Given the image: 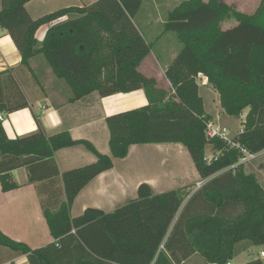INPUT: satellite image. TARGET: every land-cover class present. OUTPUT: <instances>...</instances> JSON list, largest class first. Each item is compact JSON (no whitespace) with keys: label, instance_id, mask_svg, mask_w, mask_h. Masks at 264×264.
Segmentation results:
<instances>
[{"label":"trees","instance_id":"1","mask_svg":"<svg viewBox=\"0 0 264 264\" xmlns=\"http://www.w3.org/2000/svg\"><path fill=\"white\" fill-rule=\"evenodd\" d=\"M31 0H0V28L11 38L27 66L42 55L54 76L71 91V101L92 93L101 97L143 90L147 104L106 118L111 156L102 155L87 141H74L66 132L46 136L42 130L10 140L0 122V184L2 191L17 185L9 172L41 160L55 151L84 145L96 162L62 174L65 201L58 210H43L53 242L30 249L0 233V245L25 256L28 264H179L171 247L180 231L189 243L184 258L199 252L208 263L227 264L239 242L264 247V189L245 166L225 169L238 161V153L218 140L206 137L203 102L195 82L197 75L218 94L228 117L239 118L247 110L242 129L233 140L250 152L264 150V0L253 14H244L218 0H185L168 15L164 32L176 34L182 49L165 73L171 88L156 86L154 78L138 71L150 53L134 26L142 0H97L60 9L32 19L25 4ZM230 18L235 25L223 29ZM49 26L38 47L37 31ZM26 99L9 72L0 73V111L24 109ZM181 144L202 179L223 171L196 193L214 208L237 203L235 217L180 215L169 228L188 193L185 188L154 194L146 184L136 198L112 213L87 208L71 218L78 193L92 179L112 168V158L123 159L132 145ZM207 147L221 156L210 164ZM191 200V199H190ZM183 221V222H182ZM245 264H263L256 259Z\"/></svg>","mask_w":264,"mask_h":264},{"label":"crops","instance_id":"2","mask_svg":"<svg viewBox=\"0 0 264 264\" xmlns=\"http://www.w3.org/2000/svg\"><path fill=\"white\" fill-rule=\"evenodd\" d=\"M86 1H88L86 4L81 2L78 6L90 5L97 0ZM241 1L234 3L235 1L228 0L227 4H233L244 14H253L261 0L255 4L252 0L254 10L251 12L246 10V7L249 5L250 8L251 5L249 0ZM172 2V0H142L132 22L147 43L158 35L157 32L164 30L168 14L173 10ZM49 3L54 4L52 0H31L25 4V9L32 19H37L40 18L39 11L48 7ZM55 11L51 10L48 14ZM48 27H41L40 37H38L39 30L37 31L38 47ZM165 36L172 39L171 32H165L157 41ZM179 52L166 51L163 55L161 50H155L151 46L150 53L140 63L138 71L148 78H154L157 87L164 88L166 85L171 88L165 73ZM41 56L36 55L30 59L27 66L22 65L21 56L14 43L7 32L0 28V73H10L28 103L26 108L5 115L2 126L6 137L14 140L34 134L38 130H42L46 136L66 132L72 140L87 141L100 154L111 156L106 118L145 106L147 99L144 91L137 90L109 97L92 93L71 101L72 95L68 85L54 76ZM195 82L198 86V94L200 88H205V98L208 99L210 106H213L211 109L214 114H211L207 110L206 100L199 94L205 114L211 117V122L215 125L228 129L234 118L224 114L218 94L210 87L204 76L197 75ZM208 94L210 97L207 98ZM246 112L247 110L236 119L243 121ZM94 162L96 156L84 145H75L55 151L50 160H41L10 171V182L16 184L17 188L4 192L0 184V233L15 242L27 245L30 249H37L53 242L43 210L56 211L65 201L61 177L64 172ZM248 166H245V171L254 174L264 189V154L259 157L256 164L249 167L250 170ZM222 173L223 171L202 179L186 148L181 144L132 145L125 158H112V168L99 174L84 186L72 204L70 216L76 218L87 208L112 213L129 200L136 198L138 186L146 183L154 194L181 188H185L188 193L169 228L168 235L180 215H183V220L195 214L217 213L225 219L235 217L242 211L241 205L237 203L221 204L213 209V206L202 198H191L200 190L195 188L196 183L203 181L206 185ZM185 240L180 231H177L172 238L171 247L179 264H212L208 263L199 252L184 258V254L190 249L189 243ZM260 248L263 246L247 247L243 241L239 242L234 246V254L229 262L245 264L259 259L264 264V256H260L264 251ZM0 264H28V262L25 256L0 245Z\"/></svg>","mask_w":264,"mask_h":264},{"label":"rangeland","instance_id":"3","mask_svg":"<svg viewBox=\"0 0 264 264\" xmlns=\"http://www.w3.org/2000/svg\"><path fill=\"white\" fill-rule=\"evenodd\" d=\"M49 1V0H48ZM53 1V3L54 4H48V7H46L45 9H42L41 11H39V15H40V17L41 16H44L45 14H48V12H51V10H56V11H58V10H60V9H64V8H70V7H79L78 5H79V3H84V4H86V2H88V1H86V0H52ZM163 1V0H162ZM166 1H168V0H166ZM173 2H172V4H173V9L177 6V5H179L181 2H183V1H185V0H172ZM204 1H206V0H204ZM219 2H221V3H224V4H226V5H228L227 3H228V0H218ZM223 1V2H222ZM231 1H235L234 3H237L236 1H238V0H231ZM239 1H241V0H239ZM242 2V1H241ZM241 2H239V3H241ZM249 2L251 3V5H250V8H248L249 7V5H248V7H246V10L248 11V12H251V11H253L254 10V5L253 4H255V3H258V0H253V4H252V0H249ZM228 6H231V7H233L234 9H236V7L232 4V5H228ZM237 10V9H236ZM238 11V10H237ZM31 12V11H30ZM31 14H32V12H31ZM169 15V14H168ZM37 16V15H36ZM142 16H144V15H142ZM39 18V17H38ZM167 21V20H166ZM235 25V21L234 20H232V19H230V18H227L226 20H224L223 22H222V24H221V27L223 28V29H227V28H230V27H232V26H234ZM161 32V33H160ZM41 33H42V29L40 28L39 29V31H38V37H40L41 36ZM160 33V34H159ZM163 33H165L164 32V30L162 31V29L159 31V32H157L156 34H158V35H156V37L152 40V41H149L148 43L149 44H151V46L152 47H154V49L155 50H161V54H163V55H165L166 54V51H172V50H174V51H176V52H179L180 51V49L182 48V45H181V43L179 42V40H178V38H177V36H176V34L175 33H173V32H171V35H172V39H169V37L168 36H165L164 38H162V39H160L159 41H157V39L163 34ZM41 58L44 60V58L41 56ZM45 62V61H44ZM37 79H39V77H37V76H35ZM164 85V84H163ZM161 87H163L162 85H161ZM164 88H166V89H168L169 87H166V85H165V87ZM205 91H206V89L205 88H200L199 89V94H200V96H202L203 98H204V100H206L205 102H206V107H207V110H208V112H210L211 114H214L213 112V110L211 109L212 107L210 106V103H209V101H208V99H206L205 98ZM210 94H208L207 95V98L208 97H210L209 96ZM212 103V102H211ZM214 109V108H213ZM215 124V123H214ZM228 129V131L229 132H232V134H236L240 129H242V121L241 120H239V119H236V118H234V119H232L231 120V123H230V126H228L227 127ZM211 155V150H210V148L209 147H207V153H206V156H210ZM259 159V158H258ZM258 159L257 160H255L254 162H252L251 164H249V166H248V170H250L249 169V167L252 165V164H256L257 162H258ZM261 250H263L264 251V247L263 248H260ZM260 249H258V251L260 250Z\"/></svg>","mask_w":264,"mask_h":264},{"label":"built area","instance_id":"4","mask_svg":"<svg viewBox=\"0 0 264 264\" xmlns=\"http://www.w3.org/2000/svg\"><path fill=\"white\" fill-rule=\"evenodd\" d=\"M5 121V115L0 111V122ZM241 129L238 131L240 132ZM206 137L209 140H218L222 143L226 144L227 147L234 149L238 153V161L235 164L228 166L225 171H235L236 168L240 165L246 166L250 163L257 160L261 155L264 154V150L259 152H250L244 146L239 144L238 142L234 141L232 138L234 134L229 132L225 127H220L215 125L213 122L209 121L206 123ZM221 156V151L211 152L210 156L204 157V161L206 164H210L212 161H216ZM204 185L203 181L196 183L195 188L200 189ZM260 256H264V252L260 253ZM227 264H230L228 262Z\"/></svg>","mask_w":264,"mask_h":264}]
</instances>
